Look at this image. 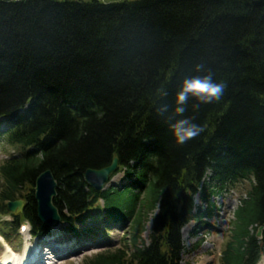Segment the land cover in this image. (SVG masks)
I'll use <instances>...</instances> for the list:
<instances>
[{"label": "trees", "instance_id": "trees-1", "mask_svg": "<svg viewBox=\"0 0 264 264\" xmlns=\"http://www.w3.org/2000/svg\"><path fill=\"white\" fill-rule=\"evenodd\" d=\"M208 75L224 85L220 99L190 95L177 114L184 81ZM183 119L203 131L179 144L172 126ZM0 144L13 148L0 163L10 235L24 222L34 235L51 231L34 196L37 176L50 169L67 232L97 231L86 230L91 221L107 239L126 229L85 264H182V228L207 223L210 195L247 182L220 264H259L264 0H0ZM114 157L112 176L124 170L131 181L95 190L86 170ZM16 199L20 211L9 208Z\"/></svg>", "mask_w": 264, "mask_h": 264}, {"label": "rangeland", "instance_id": "rangeland-1", "mask_svg": "<svg viewBox=\"0 0 264 264\" xmlns=\"http://www.w3.org/2000/svg\"><path fill=\"white\" fill-rule=\"evenodd\" d=\"M10 152H13V148L3 147L0 144V163L9 156ZM0 181L2 182L1 176ZM130 181L131 179L127 177L124 170H122L112 177L111 181L106 184V187L116 185L123 188L127 186ZM249 186L250 184L246 182L244 184H239L236 189L210 195L209 198L214 202L215 208L212 215L204 217L207 223H203L202 225L200 222L192 220L182 228L181 238L185 245V251L182 254V264H220L222 250L231 235L234 211L240 203V198L245 196ZM195 203L201 206V212H206L209 207V201L202 199L200 193L195 196ZM10 218V214H0V263H3L7 255H11L15 258L22 257L25 250L28 248V243H30V248L35 246L40 249V247L44 245H47V247L50 245L52 247V249L48 251L51 254L50 257V254H48V256L44 254L47 263L85 264L88 256L90 257L108 246H116L122 242V237L126 230L120 228L108 230L107 239L104 238V225L99 221H91L85 225L87 228L86 230H89L91 226H98V230L94 231L95 233L84 232V229H81V225H78V235L74 232H66L64 229H66L67 226L66 223H64L62 225L59 224L60 226L58 225L57 229L53 231L54 237L52 240L48 237V242H44L43 239L39 237L31 238L29 231L30 226L27 222L25 223L28 228L27 231L22 229L18 234L15 233L14 235H10L12 228H9L5 223L3 224L5 220H10ZM151 226L152 221L149 220L147 223V230H150ZM4 232L7 234V237L3 235ZM145 237H148V233H145ZM4 244H6V246H4ZM53 248L55 251L56 249L60 251L54 263L52 262L54 258L52 255L55 254ZM40 252L42 254L41 250ZM259 264H264V255Z\"/></svg>", "mask_w": 264, "mask_h": 264}, {"label": "water", "instance_id": "water-1", "mask_svg": "<svg viewBox=\"0 0 264 264\" xmlns=\"http://www.w3.org/2000/svg\"><path fill=\"white\" fill-rule=\"evenodd\" d=\"M118 168V158L114 157L111 164L102 168H89L85 172L86 181L97 191L103 190L106 184L112 179V174ZM58 181L55 178L52 170L47 169L41 172L34 186V196L38 205L39 218L46 224H50L52 228L60 224L59 211L54 203V198L57 195ZM24 201L16 199L9 202V208L12 211L21 210ZM263 227L260 226L258 236H261Z\"/></svg>", "mask_w": 264, "mask_h": 264}, {"label": "clouds", "instance_id": "clouds-1", "mask_svg": "<svg viewBox=\"0 0 264 264\" xmlns=\"http://www.w3.org/2000/svg\"><path fill=\"white\" fill-rule=\"evenodd\" d=\"M223 90L224 85L214 83L211 75L203 78L196 77L187 79L184 81L181 91L177 94V107L175 112L179 115H183L186 111L184 105L187 104L190 95L195 97L199 103L209 104L213 101H218L223 94ZM194 107H198V105ZM166 110L165 107L160 111L163 112ZM172 127L174 129L176 141L179 144H183L188 140L196 138L200 132L203 131L198 125L191 123L189 119L180 120Z\"/></svg>", "mask_w": 264, "mask_h": 264}, {"label": "bare ground", "instance_id": "bare-ground-1", "mask_svg": "<svg viewBox=\"0 0 264 264\" xmlns=\"http://www.w3.org/2000/svg\"><path fill=\"white\" fill-rule=\"evenodd\" d=\"M23 206H24V204H23ZM23 208V207H22ZM22 210V209H21ZM16 211H20V210H16ZM49 226H50V224H48ZM31 238H33L32 236H31ZM31 248H30V243H28V248L25 250V252H24V254L22 255V257H20V258H15V257H13V256H11V255H7L5 258H4V260H3V263H0V264H7V263H10V264H15V263H17V262H21V260L24 258V255H26L27 254V252L30 250ZM58 252H60L59 250L58 251H56V253L53 255V257L54 258H58V256H59V254L60 253H58ZM50 253V252H49ZM49 253H47V254H45V255H47L48 256V254ZM50 257V256H49ZM32 260H34L33 258H30V262L32 261ZM24 262V261H23Z\"/></svg>", "mask_w": 264, "mask_h": 264}]
</instances>
